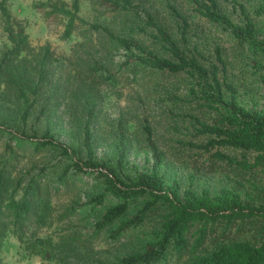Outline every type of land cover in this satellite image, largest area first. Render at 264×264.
<instances>
[{
    "label": "trees",
    "instance_id": "trees-1",
    "mask_svg": "<svg viewBox=\"0 0 264 264\" xmlns=\"http://www.w3.org/2000/svg\"><path fill=\"white\" fill-rule=\"evenodd\" d=\"M9 2L0 0V15L12 44L0 64V123L11 139L28 142L31 151L53 148L60 159L68 158L70 164L65 167L62 178L68 173L71 176L97 173L101 188L88 196L91 215L100 214L93 224L92 238L105 235L120 245L121 251L101 261L94 260L88 252L84 264H264V105L242 100L240 86L229 74L221 47H216L213 60L202 55L198 46L189 47L190 21L177 0L165 2L180 39L155 14L134 0H98L99 8L112 16L131 14L141 20L144 26L132 31L148 34V29L154 30L148 34L149 38L164 54L146 49L130 32L118 35L109 26L87 22L80 16V0H72L71 8L52 0L41 2L38 7L49 10L46 12L49 16L67 20L64 39H69L81 25L89 34L125 49L127 57L119 72L136 65L140 70L147 69L150 74L169 80L164 86L168 100L189 105L183 120L191 133L190 139L178 143L194 152L197 159L209 161L208 174L220 172L225 176L228 182L218 189L208 185L199 189L195 174L189 175V182L168 178L167 158L147 120L144 133L151 153L150 169L136 175L125 172L128 144L124 133L117 143V166L111 160L98 158L95 149L98 102L88 103L85 108L81 137L85 159L79 158L78 149L60 142L52 132L56 123L52 98L40 104L44 90L51 84L50 52L44 51L34 74L24 66L18 73L22 61L16 65L15 58L20 59L29 43L24 29L15 28ZM234 4L241 12L239 22L222 10L218 0H190L195 16L223 27L239 48L252 57V68L264 87V38L257 37L254 21V18H264V3L252 11L237 1ZM95 69L112 79L117 76L100 63ZM89 71L92 76L96 74L94 68ZM171 78L190 82L184 86L185 93H181V86H172L175 81ZM60 88L61 85L56 86L54 95ZM12 96L16 99L14 104L7 102ZM33 115L46 121L42 137L34 126L29 129ZM171 116L178 118L179 114ZM16 125L21 136L11 130ZM6 152L9 156L0 162V250L11 227L15 228L14 235L24 239L19 229L34 214L35 207L28 198L36 195L30 184L24 197L16 199L22 179L12 178L11 162L17 152L9 143ZM27 248L45 261H55L60 251L52 240L38 237L30 240Z\"/></svg>",
    "mask_w": 264,
    "mask_h": 264
},
{
    "label": "rangeland",
    "instance_id": "rangeland-1",
    "mask_svg": "<svg viewBox=\"0 0 264 264\" xmlns=\"http://www.w3.org/2000/svg\"><path fill=\"white\" fill-rule=\"evenodd\" d=\"M47 1L10 0L8 7L15 28L24 29L29 47L21 55L22 59L10 55L8 57L17 59L16 65L22 61L18 73L23 71L24 66L29 73L34 74L35 66L42 59L44 51L49 50L51 84L44 90L40 104L45 103L46 98H52L51 108H56L53 114V121L56 123L52 132L56 138L78 149L79 158L85 159L81 141L85 108L88 103L98 102L95 120V149L98 158L111 160L117 166V143L121 133H124L128 144L124 161L125 172L136 175L150 169L151 153L144 133L147 120L167 158L165 171L168 178L189 182V175L195 174V184L199 189L205 185L214 189L224 186L228 180L223 174H208L209 161L205 158L197 159L194 152L178 143L179 140L190 139L191 133L186 130L187 125L183 120V116L189 111V105L168 100L164 86L169 80L150 74L147 69L140 70L136 65H130L119 72L127 57L126 50L98 38L96 34H89L84 26L78 25L72 36L64 39L67 20L62 16H49L46 13L49 10L44 11L38 7L41 2ZM134 1L155 14L158 20L175 34L176 39L181 38L176 32L177 25L169 17L165 0ZM235 1L245 5L248 11L264 3V0H218L222 10L237 22L242 16L235 8ZM52 2L65 3L68 8L72 6V0ZM177 3L190 21L189 47L198 46V50L208 60L215 59V49L217 46L221 47L228 61L229 74L240 86L242 100L257 101L264 105V87L259 83V75L254 73L250 62L252 57L239 48L223 27L195 16L190 0H177ZM80 6V16L87 22L109 26L118 35L130 32L146 49L164 54L161 47L149 38L148 34L154 30L148 29V34L132 31L137 26H144L142 21L133 15L112 16L105 9L99 8L98 0H80ZM254 21L257 37L263 39L264 18H254ZM4 28L5 24L0 15V64L12 49ZM98 63L109 68L112 74L116 73V78L112 79L108 74L97 71L95 68ZM92 68L96 73L94 76L90 75L89 69ZM171 79L175 81L172 86H181V93H185L184 86L190 82L185 79ZM58 85H61V88L57 95H54V89ZM7 102L14 104L16 99L12 96ZM171 114H179V117H172ZM32 126L42 137L47 125L44 119L40 121L37 115H33L29 129L32 130ZM11 130L20 135L17 125ZM4 131L5 127L0 123V162L9 156L6 152L9 143L17 152V157H13L11 162L14 168L12 178L22 179L16 199L24 197L30 184L34 186L33 192L36 195L32 194L28 198L35 207L34 214L30 215L24 226L19 229L20 233H24V239L14 235L15 228L11 227L0 250V264H84L88 252L94 260L100 261L118 254L121 246L109 241L105 235L92 238L93 224L100 214H97L98 217L96 214L91 215L88 196L101 188L97 173L76 176L68 173L62 178L65 167L70 164L68 158L60 159L58 152L53 148L31 151L28 142L19 138L11 139ZM197 162L198 164H195ZM44 167L47 169L43 170ZM35 237L53 241L56 249L60 250L55 261H45L29 251L27 243Z\"/></svg>",
    "mask_w": 264,
    "mask_h": 264
}]
</instances>
